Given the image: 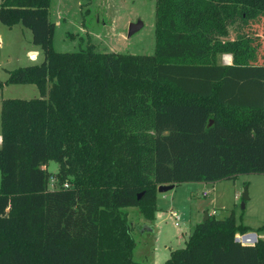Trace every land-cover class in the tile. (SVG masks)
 Returning a JSON list of instances; mask_svg holds the SVG:
<instances>
[{
	"label": "trees",
	"instance_id": "obj_1",
	"mask_svg": "<svg viewBox=\"0 0 264 264\" xmlns=\"http://www.w3.org/2000/svg\"><path fill=\"white\" fill-rule=\"evenodd\" d=\"M231 1L264 15V0ZM49 5L0 3V21L29 28L43 55L6 80L39 97L2 103L0 264H137L126 207L151 221L159 185L264 174V63L202 62L212 44L188 11L179 29L175 0L155 2L153 54L55 51ZM263 230L208 214L163 264H264L263 239L235 240Z\"/></svg>",
	"mask_w": 264,
	"mask_h": 264
},
{
	"label": "rangeland",
	"instance_id": "obj_2",
	"mask_svg": "<svg viewBox=\"0 0 264 264\" xmlns=\"http://www.w3.org/2000/svg\"><path fill=\"white\" fill-rule=\"evenodd\" d=\"M155 2L50 0L49 18L54 23L52 47L61 52L91 46L97 52L153 54ZM175 2L179 29H190L187 27L188 11L197 18L194 36L212 44L211 53L202 62L231 64L235 56L250 64L264 63V15L231 0ZM137 21L142 26L128 36L129 25ZM32 39V31L23 24L9 27L0 21V135L4 99L39 97L34 84H6L9 70L33 63L28 51L38 46ZM42 58L41 53L38 59L36 56L33 60L38 63ZM57 170V163L49 162V188L51 178L59 186ZM203 191L207 192L206 196L202 195ZM244 192L247 193L246 199L243 198ZM155 200L157 209L151 221L145 219L137 207L124 209L135 240L133 260L137 264H163L170 256V250L183 248L196 223L203 220L205 213L212 215V210L216 219H223L232 213L237 223L241 222L253 230L264 225V174L242 173L234 180L222 179L214 187L196 182L180 183L167 191L157 190ZM170 210L180 215L177 225Z\"/></svg>",
	"mask_w": 264,
	"mask_h": 264
},
{
	"label": "built area",
	"instance_id": "obj_3",
	"mask_svg": "<svg viewBox=\"0 0 264 264\" xmlns=\"http://www.w3.org/2000/svg\"><path fill=\"white\" fill-rule=\"evenodd\" d=\"M36 56H37L36 54L31 53L29 55V58L33 60V59L36 58ZM225 59L229 60L228 57H226V56H225ZM2 141H3V137H2V135H0V144L2 143ZM50 181H51V183H50L51 189H57L59 187L58 184L55 182V180L53 178H51ZM62 186L64 188H67L69 186V183L68 182H64L62 184ZM202 195L206 196L207 192L203 191ZM211 213L213 215V214H215V211H212ZM170 214L174 218V220L176 221L175 225H177V221L180 220V215L174 210H170ZM235 240L240 242L243 245H246V244L247 245H252V244H254L257 241V237L254 239L251 235H248V234H236L235 235Z\"/></svg>",
	"mask_w": 264,
	"mask_h": 264
},
{
	"label": "water",
	"instance_id": "obj_4",
	"mask_svg": "<svg viewBox=\"0 0 264 264\" xmlns=\"http://www.w3.org/2000/svg\"><path fill=\"white\" fill-rule=\"evenodd\" d=\"M141 26H142V23L140 21H137L135 23H131L129 25V29H128V36H131L133 33H135ZM174 186H175L174 184H162V185H159L157 187V190L159 192H163V191H167L169 189L174 188ZM142 194H143V192L139 193L137 198H140ZM243 198L244 199L247 198V193L246 192H244ZM207 217H208V214L205 213L202 221L206 220ZM248 235H251L254 239L257 237V234L255 232L248 233Z\"/></svg>",
	"mask_w": 264,
	"mask_h": 264
},
{
	"label": "crops",
	"instance_id": "obj_5",
	"mask_svg": "<svg viewBox=\"0 0 264 264\" xmlns=\"http://www.w3.org/2000/svg\"><path fill=\"white\" fill-rule=\"evenodd\" d=\"M2 39V38H1ZM0 44H1V42H0ZM31 53H34V54H36L37 55V59L40 57V55H41V50H40V48L38 47V48H35V49H30L29 51H28V54L30 55ZM33 63H31V64H34V63H37L36 62V60H32V59H30ZM220 181V180H219ZM218 181H214V182H196V183H199V184H202V185H204V186H208L209 184H211L212 185V187H214L215 186V184L217 183ZM190 183H194V182H190ZM176 186V185H175ZM212 211H214V210H212ZM212 214V213H211ZM197 224V223H196ZM243 224V223H242ZM245 225V224H244ZM247 226V225H246ZM251 228V227H250ZM251 230H253V228H251ZM264 231V230H263ZM262 231V232H263ZM251 232H253V231H249V232H247V233H245V234H248V233H251ZM262 232H260V233H256L257 234V239L258 238H261V239H263L264 240V233H262ZM238 234V233H237ZM171 251H173L172 249L170 250V252ZM169 258V256L167 257V259ZM166 259V260H167Z\"/></svg>",
	"mask_w": 264,
	"mask_h": 264
}]
</instances>
